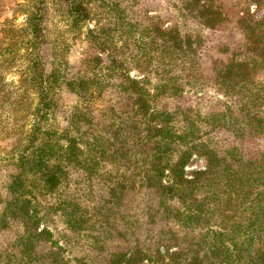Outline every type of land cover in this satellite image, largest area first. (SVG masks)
Instances as JSON below:
<instances>
[{"label":"trees","instance_id":"16d2710c","mask_svg":"<svg viewBox=\"0 0 264 264\" xmlns=\"http://www.w3.org/2000/svg\"><path fill=\"white\" fill-rule=\"evenodd\" d=\"M18 1L0 0V18L5 3L15 2L16 16L26 14L30 5L34 8L25 25L17 26L15 18L0 22V135L4 134L2 139H10L12 149L3 166L9 171L10 183L7 197L0 193V231L11 222H19L24 233L18 239L19 246L14 243L20 255L7 252L3 257L7 261L3 263L0 259V264H9L14 257L18 264L44 260L49 264H69L60 252L53 251L56 242L51 230L47 226L41 228L43 203L72 170L94 172L111 155L117 160L130 158L128 163H132L139 143L152 144L150 153L147 148L148 152L141 155L138 172L129 166L131 176L124 188L137 192L146 201L150 220L153 213L161 214L177 226L143 239L135 238L136 230L129 228L124 237L126 246L112 251L105 264H264L262 2L254 0L260 4L255 3V8L252 5L238 22L245 39L238 46L221 44L218 52L225 57L221 61L211 55L213 64L218 62L213 69L214 80L226 98L223 110L207 117L185 114L186 122L177 129L173 123L182 106L172 109L167 105L165 111L156 112L152 107L153 96L145 87V82H149L145 73L151 70L160 74L167 84L174 79L194 77L200 66L199 57L206 52L201 37L195 39L200 44L192 45L194 34L190 25L219 30L226 20L216 6L218 0H168L160 14L150 17L146 13L145 20L137 22L131 19L129 10L143 0H93V77L98 78L100 86L106 85L109 74L104 73L124 67L125 80L121 86L124 119L121 130L110 127L103 138L96 136L89 147L90 155L85 158L88 150L80 147L79 139L69 133L59 136L52 130L60 108L56 99L57 74L47 69L48 63L54 65L57 55L46 28L49 0H24L27 4ZM55 1L67 5L65 12L75 19L91 17L84 4L76 0ZM167 22L170 26L165 28L163 24ZM116 35L124 43V54L129 55L130 61H137V69L143 75L132 76L127 57L124 61L117 56L103 58L107 45L117 50ZM147 37L151 38L148 43ZM19 60L23 62L19 64ZM22 65L25 66L21 68ZM14 69H21L20 80L8 81L7 75ZM175 69L179 71L174 73ZM107 88L108 85L101 86L99 95ZM163 88L159 86L157 90L162 92ZM173 95L177 96V88ZM160 96L157 93L154 98ZM116 105L113 115L119 113L115 112ZM106 107L98 108V112L109 115L110 108ZM204 122L213 132H203ZM8 123L12 124L11 129L6 128ZM48 123L50 144L37 147ZM27 124L31 127L29 131ZM212 133L218 134L216 142L209 139L214 147L208 144L209 140L203 141L205 135ZM56 136L59 137L52 140ZM60 137L66 141L64 144L60 143ZM110 142L113 144L105 148ZM196 155L203 156L207 165L187 173L186 168ZM39 243L51 244V251L37 254L35 245ZM97 243L100 249V242Z\"/></svg>","mask_w":264,"mask_h":264},{"label":"rangeland","instance_id":"374dc122","mask_svg":"<svg viewBox=\"0 0 264 264\" xmlns=\"http://www.w3.org/2000/svg\"><path fill=\"white\" fill-rule=\"evenodd\" d=\"M76 2L84 4V8L88 9L91 14L89 20H81L80 17L75 19L65 12L67 5L65 6L55 0L48 1L49 14L46 28L52 44L54 43L56 47L57 55L54 65L48 63L47 69L49 72L52 70L57 74L58 78L56 99L60 114L58 118L53 120L52 126L55 128L52 130L57 131L59 136L69 133L70 137L79 139L80 147L88 150L85 156L87 158L90 155L89 147L93 145V139L96 136H101V138L106 136V128L112 127L117 128V130L122 128L124 116L122 117L121 108L124 107L122 100L124 95L121 86L125 80V72L122 66L115 69V71L105 72L104 74H109V78L107 77L109 81L106 85L101 86L108 85L109 88L105 89L101 96L99 95L98 90L101 86L98 83V78L93 77V26L95 25L93 22V0H76ZM260 2L263 4L261 11L264 13V0H260ZM17 3L27 4L24 0ZM255 3L260 4L259 1L254 0H218L216 6L225 15L226 20L219 30L212 31L206 27L196 26V24L190 25L191 32L194 34L192 45L200 44L195 39L201 37V43L204 44L206 52L199 57L200 66L194 77L179 81L174 79L175 81H170L167 84L165 78L148 68L150 71L145 74L146 78H149V82H145V87L153 96L152 107L154 110L156 112L165 111L167 105L172 109L177 105L183 108L179 111L180 113L173 123L177 129L182 128L186 122L185 114H202V116L207 117L212 113L220 114L223 110V103L226 98H223V94L214 80L213 69L217 68L218 62L213 64L211 55L216 56L217 60L221 61L220 59L225 58L218 52L221 44L238 46L245 39V35L239 32L241 28L238 22L244 14L250 12L252 5L255 8ZM5 4L6 8L2 12L0 22L15 18L17 26L25 25L29 15L34 10L33 5H30L26 7V9L28 8L26 14L18 13L16 16L15 2ZM167 4L168 0H143L138 6L129 10V15L134 22L142 21L145 20L143 16L146 13H149L150 17L157 16L163 10L162 7H166ZM163 25L166 28L169 24L167 22ZM184 30L186 29L184 28ZM117 36L116 38H119L116 46L117 50L113 51L111 48L115 47L107 45L102 53L103 58L117 56L119 61H124L126 57H129V55L124 54V43L120 41V36ZM137 37L139 36L137 35ZM145 41L148 43L151 38L147 37ZM215 45L217 49L214 50ZM145 46V44H141V47ZM20 53L24 54V50H21ZM128 60L132 67V76L144 74V72L137 69V61H130V58ZM22 62L23 60L18 61L19 64ZM23 66L25 65H22L21 68ZM19 70L21 69H14V72L9 73L7 75L8 81L12 79L19 81ZM178 71V69H175L174 73ZM101 78L99 77V79ZM159 86L164 87L162 92L157 90ZM176 88L177 96L173 95ZM157 93L161 95L159 99L154 98ZM117 103L118 105L115 108L118 109L115 112L119 113L113 115L112 109L114 104ZM106 106H109L110 114L104 116L102 112H98V108L104 110L103 108H107ZM95 111L96 113H94ZM3 116H8V113H3ZM12 116H15V114ZM209 121L210 119L207 122ZM26 127V131L31 128L29 124ZM44 127L43 134H40V140L36 144L37 147L41 148L50 144V136L46 130L51 129V124H45ZM201 127L205 134L213 132V128L208 123H202ZM6 128L11 129L12 124L8 123ZM217 135L216 133L207 135L208 137L205 135L203 141L212 139L216 142ZM2 136L4 134L0 135V139H2ZM58 137H53L52 140H56ZM9 140L6 138L0 140V193L3 198L7 197L6 188L10 183L9 171L3 167L5 160L8 159V153L12 150L9 148L11 144ZM65 142L63 137H60V143L64 144ZM231 143L235 144V141H231ZM110 144H113V142H110L105 148H108ZM208 144L211 147L215 146L210 140ZM151 146L152 144L142 146L139 143L135 149L136 158L133 156L132 163H128L130 158L117 160L113 159L111 155L107 160L101 161L94 172L93 169L88 170V172L81 169L72 170L59 188L46 198L43 203L44 209L41 211L43 219L41 228L47 226L51 230L53 241L56 242L55 246L52 247L53 251L60 252L69 264H79V262L81 264H93V262L95 264H105L112 251L126 246L124 237L127 235L129 228L136 230L135 238L143 239L147 235L150 238L154 237L155 234L163 229H169L170 226H177L164 219L161 214L156 216L153 213L150 220L149 214H146L149 206L146 201L140 198L137 192L125 189V182L131 176L129 166H134V172H138L139 162L143 157L141 155L148 152L147 148H149L150 153ZM206 165V159L201 155H196L190 161L186 170L187 173H191L194 170L204 169ZM170 204L175 205L174 202ZM0 208H2V205H0ZM148 230H151V232H147ZM23 233L24 228L19 222H11L5 229L0 231L1 262L5 263L7 261L3 258L7 252L19 254L18 239ZM230 237H227V240H230ZM98 241L100 242V249L97 246ZM15 242L17 246L14 245ZM35 246L37 254L42 255L51 251L52 245L39 243ZM60 248L63 250L60 251ZM15 258H12V262L9 264H18ZM33 264H49V261L44 260Z\"/></svg>","mask_w":264,"mask_h":264}]
</instances>
